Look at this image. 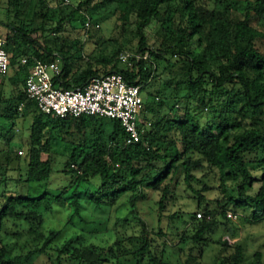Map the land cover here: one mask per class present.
<instances>
[{"label": "trees", "instance_id": "trees-1", "mask_svg": "<svg viewBox=\"0 0 264 264\" xmlns=\"http://www.w3.org/2000/svg\"><path fill=\"white\" fill-rule=\"evenodd\" d=\"M6 4V13L14 19L7 23L4 35L9 68L0 76V136L7 149L0 161V188L10 180L19 188L12 195L0 192V264H16L50 251L59 261L66 258L78 264L170 263L164 250L159 257L151 250L143 222L141 242L131 249L117 241L99 245L82 238L52 244L60 231L45 228L43 207L50 208L49 191L60 189L52 184L51 158L61 147H67L69 154L60 172L71 178L56 200L72 195L75 213L80 214L82 190L95 208L106 211L108 224L120 219L111 215L123 207L140 220L136 202L148 190L159 195V211H164L183 181L196 194L203 215L197 218L194 212L192 234L180 238V250L188 240L192 242L190 252L200 248L192 264H201L209 234L220 220L229 219L222 206L205 201L207 187H193L194 181H200L195 171L204 169L205 163L220 173L225 204L252 208L255 220L264 217V0H85L77 8L65 3L50 7L47 0H6ZM78 10L82 13L76 18ZM103 13H111L121 30L134 24L135 53L148 52L146 59L130 57L128 65L121 59L124 47H118L96 67L92 54L84 58L85 42L78 33L61 41L44 35L48 24L60 31L65 24L79 21L82 34L92 37L100 28L98 19L91 22L89 17ZM152 21L159 26L154 45L143 30ZM24 56L43 62L59 60L62 72L56 83L66 89L82 87L92 77L112 72L139 85L140 91L162 74L169 75L168 82L171 77L176 79V84L170 88V83L161 86L155 80L159 86L154 97L159 94L161 100L154 99L155 107L142 108L140 141L126 144L127 134L116 119L101 121L95 115L60 118L43 113L26 94L32 60L22 65ZM181 104L183 109H178ZM20 107L29 137L22 145L25 150L18 154L7 131L15 127ZM151 112L152 117L145 116ZM205 115L211 118L203 122ZM254 173L261 176L256 178ZM256 181L257 191L246 192ZM23 184L38 187L22 189ZM23 232L33 234L31 243L27 250L13 255L10 240ZM215 243L225 253L216 256L214 264H245L240 240L219 238ZM254 257V263L260 264V254L256 252Z\"/></svg>", "mask_w": 264, "mask_h": 264}, {"label": "rangeland", "instance_id": "rangeland-1", "mask_svg": "<svg viewBox=\"0 0 264 264\" xmlns=\"http://www.w3.org/2000/svg\"><path fill=\"white\" fill-rule=\"evenodd\" d=\"M83 1L85 0H47L50 7H56L61 3H65L73 8H77ZM240 1L244 2L245 0ZM7 6L6 0H0V35L1 31L7 30V23L12 22L14 19V16H12L13 14L9 16L6 13ZM81 13L82 11L78 10L75 13V17H79ZM98 15L100 14H93L92 18L88 16L91 22L98 19L97 25L100 28L99 32L92 37L88 36L87 33L82 34L83 28L80 26L79 21L65 24L60 31H56L51 27V24H48L44 35L48 38H59L61 41L65 40V37L74 38L78 33L80 40L83 43L85 42L84 48L86 49V54L84 58L92 54V61L96 67L97 65H100L97 63L103 62V58L105 56H110L118 47H124L122 50L125 51L124 53H135L137 38L135 36L134 24L131 23L121 30L120 27L115 25V17L111 13H103L101 16ZM52 26L54 25L52 24ZM158 27L157 23L152 21L143 29L148 37V42L151 45L155 44V34ZM166 57L171 59V55H166ZM77 64L79 63L77 59H75L74 67H76ZM167 77H169V75L165 76L162 74L156 79L158 81L160 80L161 86L162 84L163 86L169 85L168 83L171 85L170 88L173 85L175 86L176 79L171 77L168 82ZM156 79H153L154 82H151L152 85L143 87L140 91L144 109L155 107L154 99L156 102L161 100L162 96L159 94L154 97L159 86L158 81L157 83L155 81ZM183 91L184 89L180 90L181 94ZM191 103H193V101ZM177 108L183 109V105L181 104L180 107ZM205 112L208 113L209 110H206ZM153 114L154 113L151 112L145 116L150 118ZM21 115L22 110L20 108L15 127L10 128L8 131L7 129L3 130V132L7 131L8 136L12 138L11 145L14 152L17 153L20 150H25L22 145L27 142L29 137V131L28 129H25L27 123ZM104 118L107 119L106 117H100L99 120L102 121ZM208 118H211V116L205 115L202 119L203 122L207 121ZM139 119L142 121V116H139ZM4 123L6 126H9V121H5ZM86 124L89 125L88 122ZM63 126V130L67 131L68 124L64 123ZM15 128H19V131H16ZM6 150V142L0 136V161L4 160ZM68 154L69 150L67 147H61L59 153L54 154L51 158L53 163L52 184L54 183L56 188H60L58 190L54 188L49 191L48 200L50 208L47 209L43 207L45 210V228H54L60 231L52 244H60L71 238H82L85 242H92L99 245L113 244L117 241L121 246L131 249L141 242V237L144 233L141 224V222H143L146 225V231L149 234L148 238L151 240V250L156 253L158 257L161 251L164 250V257L170 262L169 264H192L197 260L200 248H196L190 252L189 247L192 245L190 240H188L182 250L179 249V247L182 246V243H180L181 236L191 235L193 232V223L191 221L192 214L194 212H202V210L197 207L198 198L196 194L188 189L183 181H181L176 188L175 198L168 203L164 211H159L157 203L159 195L148 190L146 192V197H139L136 202V210L140 220L134 216L133 213H130L125 207H123L117 213L113 211V215H111L113 218L114 216H120V219H117L115 224H113L115 219L110 220L108 224L106 220V211H101L95 208V206H93L88 200V195L83 194L82 190L79 193V198L82 201L80 205V214L75 213V209L71 203L73 199L72 195L61 199L60 201L56 200L59 190L63 189L65 184L71 178L60 172L63 169V164L65 163ZM21 157L23 160L24 155L22 154ZM43 158L45 159L46 155H43ZM23 164L24 162L22 161L21 167H23ZM195 174L200 181H194L193 187L198 190L203 187L208 188V190L204 192L205 201L207 203L215 207L222 206L227 212H234L236 214V217L233 219L220 220L219 224L209 234L210 242L208 245L204 246L203 256L200 258L201 264H214L217 261L216 256L225 253V250L215 243L219 238H229L231 242L240 240L245 247V264H255L254 255L256 252L260 254V264H264V217L255 220L252 208H238L233 203L225 204V196L221 188V177L217 168L209 167L205 163V168L200 171H195ZM254 176L259 178L261 174L254 173ZM28 187L30 190H35L38 186L37 184H31L29 186L26 184L22 185V189ZM80 187L84 188L82 183H80ZM258 187L259 182L256 181L246 192L254 194ZM18 188L19 186L15 180H10L1 185L0 192L12 195L18 191ZM160 231H162L164 235H157ZM32 235V233L23 232L13 236L10 240L12 244V254H18L22 252V250H27L26 246L31 243ZM189 255H191V257ZM128 263L134 264L135 260L129 261ZM16 264L78 263L66 258L60 259L59 261L56 254L50 251L47 255L35 254L29 260L21 259Z\"/></svg>", "mask_w": 264, "mask_h": 264}, {"label": "built area", "instance_id": "built-area-1", "mask_svg": "<svg viewBox=\"0 0 264 264\" xmlns=\"http://www.w3.org/2000/svg\"><path fill=\"white\" fill-rule=\"evenodd\" d=\"M5 45V38L0 36V76L6 75L9 68V56ZM130 57L136 60L146 59L148 52L142 55L123 53L121 59L130 65L128 62ZM29 60H32V63L29 65L25 80V91L30 99L37 102L43 113L60 118L95 115L116 119L127 134L126 144L140 141L139 116L143 108V99L139 85L129 84L121 73L112 72L92 77L82 87L66 89L60 83H56L62 72L59 60L43 62L35 57L24 56L21 64L27 65ZM196 217L202 218L203 215L197 212ZM227 217L233 219L236 214L228 211ZM226 239L231 242L229 238Z\"/></svg>", "mask_w": 264, "mask_h": 264}, {"label": "crops", "instance_id": "crops-1", "mask_svg": "<svg viewBox=\"0 0 264 264\" xmlns=\"http://www.w3.org/2000/svg\"><path fill=\"white\" fill-rule=\"evenodd\" d=\"M5 33H6V31H1V37H4V35H5ZM139 121H140V119H139ZM150 124V122H148V125Z\"/></svg>", "mask_w": 264, "mask_h": 264}]
</instances>
